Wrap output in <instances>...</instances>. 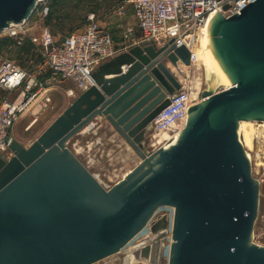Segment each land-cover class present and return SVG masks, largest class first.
I'll return each mask as SVG.
<instances>
[{"label": "water", "instance_id": "obj_1", "mask_svg": "<svg viewBox=\"0 0 264 264\" xmlns=\"http://www.w3.org/2000/svg\"><path fill=\"white\" fill-rule=\"evenodd\" d=\"M41 1L0 0V32L28 20ZM240 11L218 13L212 27L232 86L204 90L184 129L160 149H147L146 138L181 88L169 64L181 72L192 64L174 40L103 62L30 146L11 138L12 157L0 156V264H96L147 226L154 239L134 255L158 264L169 221L153 218L163 207L174 208L169 264H264V247L252 242L260 184L239 136L240 121H264V0ZM99 121L142 160L111 188L69 148Z\"/></svg>", "mask_w": 264, "mask_h": 264}, {"label": "built area", "instance_id": "obj_2", "mask_svg": "<svg viewBox=\"0 0 264 264\" xmlns=\"http://www.w3.org/2000/svg\"><path fill=\"white\" fill-rule=\"evenodd\" d=\"M254 0H124L118 6L115 13L123 15L127 6H131L138 29L142 34L143 43H151L156 47H162L174 40L177 47L186 45L191 53V66L196 63L195 46L201 31L206 28L212 15L221 13L226 17L241 13V9ZM228 6L227 9L225 7ZM37 12L43 17L47 11L41 14L37 6ZM30 20L19 24H12L0 32V39L4 37L17 38L18 44H22L27 38ZM132 29H128V32ZM42 52V62L39 64L40 75H48L60 82H72L81 88H87L93 84L92 73L103 62L120 54L122 50L116 46L112 36L97 22L91 20L82 30H75L62 38H56L48 29H43V35L29 36ZM188 40V41H187ZM47 83V82H46ZM181 88L170 97V104L162 110L153 122L154 131L164 132L173 129V135L184 128L187 121L188 110L191 106L203 100L202 93L195 95L183 82ZM44 86L39 75L12 61L0 62V88L14 92L18 91L15 100H4L0 105V155L10 152V130L15 124L18 114L28 108L39 95L40 88ZM176 130V132H174ZM163 142L152 151L165 146ZM154 146V145H153ZM166 215L169 226L165 231L163 240V255L158 264H169L171 245L173 243V218L174 208H161L153 220L158 216ZM147 233L132 248L141 249L151 244L154 236L147 226L141 233ZM130 242L133 243L135 239ZM129 246V245H128ZM127 246V247H128ZM130 251V252H131ZM150 263V259H144ZM151 264V263H150Z\"/></svg>", "mask_w": 264, "mask_h": 264}, {"label": "rangeland", "instance_id": "obj_3", "mask_svg": "<svg viewBox=\"0 0 264 264\" xmlns=\"http://www.w3.org/2000/svg\"><path fill=\"white\" fill-rule=\"evenodd\" d=\"M51 1L52 0H42L39 2L38 7L41 14L44 10H46L48 14ZM60 1L62 3V10L59 14L63 17L60 21V28L57 29L60 30V33L54 35L49 28L43 25L44 17H46L47 14L41 17L39 13L35 12L29 18L30 25H32V27L27 28L30 29L28 31L29 36L37 35L41 37L43 35V29H48L56 38H62L71 31L70 29L72 27L76 28L75 30H82V28L91 20L97 22L108 33H110L115 44L117 43V40L128 42L132 39V36L141 35L137 23L135 26L136 19H134L135 17L131 14V12L133 14L134 12L130 5L127 6L123 15H117L115 13L118 6L121 5L124 0H98L99 5L96 6L91 2H83L80 0ZM109 7H112L111 12ZM129 28L132 29V32H128ZM29 36H27L23 42L29 40ZM17 39L18 37L15 38V40ZM36 48L38 53L42 56L41 50L37 46ZM17 56V48H6L0 54V62L12 61L17 65H23ZM39 64H35L34 60H27L25 62V65L27 66L24 67L35 72L36 75H39L44 86L40 88L39 95L35 98L33 103L18 114V118L10 130L11 138L18 140L26 147L30 146L81 93L76 84L72 82H60L48 75H40L37 71ZM171 68L173 69L175 67H172L171 65ZM174 73L180 82H183L191 89L194 95L197 92L202 93L204 90L209 89L205 68L202 65L198 66L197 64H194L190 67L184 66L183 72L175 68ZM215 88V92L226 89L223 85H217ZM17 96L18 91L9 92L0 88V105L4 100H15ZM263 123V121H253V150L246 147L245 149L251 154L253 176L260 184L258 215L255 222L252 242L264 247ZM172 130L173 129L164 132H156L153 129V131H150L146 138L147 149L152 151L154 147L157 148L160 145H163V141L169 139L173 135ZM174 132H176V130H174ZM153 136L163 138L162 143H156ZM153 144L155 145L153 146ZM69 148L106 188H111L119 183L127 173L132 171L142 161L141 157L133 150L127 141L106 121H99V123L91 130H86L85 132H81L74 136L69 142ZM5 154L8 158L12 157L10 156V152ZM146 236V232L143 234L139 233L137 235L139 238L137 240L135 239L133 243H129V246L120 253L108 257L96 264H150L144 259L137 260L136 263H134L133 256L135 255L132 254L131 251L137 242L142 237Z\"/></svg>", "mask_w": 264, "mask_h": 264}, {"label": "bare ground", "instance_id": "obj_4", "mask_svg": "<svg viewBox=\"0 0 264 264\" xmlns=\"http://www.w3.org/2000/svg\"><path fill=\"white\" fill-rule=\"evenodd\" d=\"M218 14V13H217ZM217 14L212 15L211 19L208 22L206 28H204L196 42V63L198 66L202 65L205 68L207 81L209 84V89L207 90H214L215 86L223 85L226 89L232 86V80L228 73L226 72L221 60L218 57L216 49L214 47L213 39H212V27L214 24L215 19L217 18ZM188 41V40H187ZM171 66V64H169ZM175 72V68H173ZM48 86V85H47ZM264 122V121H263ZM252 123L253 121L243 120L239 122V136L244 147L252 149L253 148V132H252ZM264 127V123L262 125ZM184 128L179 129L174 135H172L169 139H165L167 143L173 139L178 133H180ZM264 129V128H263ZM254 131V129H253ZM154 141L156 143H162L163 138L159 136H153ZM163 141V142H164ZM166 143V144H167ZM155 145V144H153ZM253 150V149H252ZM247 156L251 159V154L247 151ZM128 174V173H127ZM126 174V175H127ZM134 254V253H132ZM133 256V255H131ZM133 256V262L136 263L137 260L143 259L141 257ZM128 260V259H127ZM151 263V262H150Z\"/></svg>", "mask_w": 264, "mask_h": 264}, {"label": "trees", "instance_id": "obj_5", "mask_svg": "<svg viewBox=\"0 0 264 264\" xmlns=\"http://www.w3.org/2000/svg\"><path fill=\"white\" fill-rule=\"evenodd\" d=\"M83 2H91L93 5H99L98 0H80ZM50 10L46 17H44L43 25L50 29V31L55 35L57 33H60V30H57L60 28L62 15L59 14V12L62 10V3L60 0H52L50 2ZM110 12L112 11V7H109ZM109 13V12H108ZM76 28L72 27L70 32L74 31ZM78 30V29H77ZM68 32L67 34H69ZM9 47H15L18 49V59L21 60V63L23 65H20L22 67L27 66L25 65V62L27 60H34L35 64H39L42 62L43 58L38 53L36 46L29 40H26L22 44H18V42L10 37H4L0 39V54ZM25 68V67H24Z\"/></svg>", "mask_w": 264, "mask_h": 264}, {"label": "crops", "instance_id": "obj_6", "mask_svg": "<svg viewBox=\"0 0 264 264\" xmlns=\"http://www.w3.org/2000/svg\"><path fill=\"white\" fill-rule=\"evenodd\" d=\"M131 14L134 17V14L132 12H131ZM135 26H136V22H135ZM130 28H132V27H130ZM141 40H142V34L139 36H136V35L132 36V39L129 40L128 42H125V41L122 42V40H117L116 45L122 50V52H124V51L128 50L131 46L143 43V42H141ZM131 41H132V43H131ZM127 68H128L127 66H123L124 72L127 71ZM113 77H115V76H107V78H113Z\"/></svg>", "mask_w": 264, "mask_h": 264}]
</instances>
